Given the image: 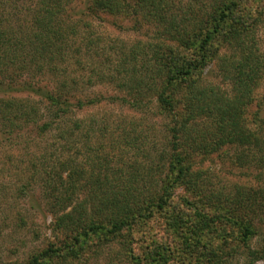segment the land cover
<instances>
[{
  "label": "trees",
  "instance_id": "obj_1",
  "mask_svg": "<svg viewBox=\"0 0 264 264\" xmlns=\"http://www.w3.org/2000/svg\"><path fill=\"white\" fill-rule=\"evenodd\" d=\"M73 1L32 0L23 23L0 13V142L24 130L55 131L60 152L39 154L29 170L64 209L79 192L87 195L55 214L67 242L7 264L65 262L92 239H122L126 264L264 263V95L257 93L264 79L257 39L264 0H89L77 13ZM101 11L149 24L154 39L131 43L94 32L85 17ZM215 59L229 90L206 81ZM43 73L52 80L36 82ZM96 83L117 93L76 98L79 88ZM150 96L168 117L161 146L148 141V129L135 119L75 115L104 98L138 110ZM133 151L135 159H125ZM219 151L245 167L252 183L210 188L196 165ZM179 186L202 192L204 206L190 198L180 208L173 204ZM159 219L166 231L156 240ZM137 229L149 236L143 255L134 246Z\"/></svg>",
  "mask_w": 264,
  "mask_h": 264
},
{
  "label": "rangeland",
  "instance_id": "obj_2",
  "mask_svg": "<svg viewBox=\"0 0 264 264\" xmlns=\"http://www.w3.org/2000/svg\"><path fill=\"white\" fill-rule=\"evenodd\" d=\"M31 1L6 0L0 5V13L4 14L6 18L16 22L20 20L23 23V19L26 20L30 17L29 7L32 8L34 5ZM88 5L89 0H75L71 7L74 13H77L83 11ZM85 18L92 23L94 32L119 37L131 43L136 40L148 42L155 37L154 27L144 22H136L132 17L120 13L101 11L92 16L86 15ZM257 39L264 52V23L258 27ZM224 52L225 49H222L221 54ZM84 58L87 59L86 64L84 63L85 67L90 66L91 61L85 55ZM216 61L215 59L206 68V81L214 82L223 89L229 90L230 85L220 76ZM74 67L79 73L87 72L81 71L82 68L78 64H75ZM77 73L76 75H78ZM51 80L52 77L49 74L43 73L35 81L44 84ZM115 93L117 90L114 86L96 83L79 88L75 96L87 101L95 97H109ZM257 93L259 96L264 95V79ZM150 98L151 100L145 99L149 106L145 105L144 108L138 110L129 105L111 104L104 98L102 102L89 105L82 110L76 108L75 115L90 118L91 115L99 114L100 117L112 115V117H121L123 120L135 119L148 129V141L150 136L151 143L154 141L155 144L161 146L165 141L164 131L167 129L165 124L168 123V117L159 112L155 104L156 98L153 96ZM60 143L55 131L41 135L36 131H30V129L20 133L19 138L13 142H0V264L12 261L23 262L33 252L43 249L51 243L60 246L68 241H66L67 233L56 223L55 214L60 215L72 210L79 200H85L86 192H79L75 196V198L78 197L74 203L64 209L55 202L56 199L45 180L35 174L33 177L29 170L30 166L33 170L31 161H35L39 154H46V151L49 153L48 155L54 152L58 154ZM136 151L138 152V150ZM73 152L80 154L81 149L74 148ZM135 153V151L131 152L125 156V159L128 161L135 159ZM139 159L144 160L145 158L142 155L139 156ZM197 164V168L204 170L203 177L212 189L230 191L236 184L252 183V176L246 173L247 169L236 163L228 152H215L204 159L198 157ZM203 197L202 192L197 189H186L179 186L174 191L172 203L177 204L180 208L184 201L190 198L198 206L203 207L204 203H201V199L205 202ZM90 206L91 204L88 208H92ZM208 209L211 214L214 213L213 207L209 206ZM165 229L166 224L162 219H159L153 228V238L160 240ZM133 237L136 241L134 245L136 252L143 255L148 247L146 245L149 242L148 234L137 229L133 232ZM126 253L122 239H115L110 243L92 239L79 257H71L58 264H126ZM177 262L174 260L173 264H177ZM259 263L264 264L263 262Z\"/></svg>",
  "mask_w": 264,
  "mask_h": 264
}]
</instances>
